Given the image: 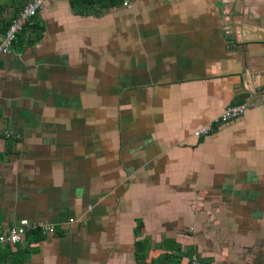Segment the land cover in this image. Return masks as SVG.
<instances>
[{
	"label": "crops",
	"instance_id": "1",
	"mask_svg": "<svg viewBox=\"0 0 264 264\" xmlns=\"http://www.w3.org/2000/svg\"><path fill=\"white\" fill-rule=\"evenodd\" d=\"M34 22L0 55V234L56 228L0 264H264V0H44Z\"/></svg>",
	"mask_w": 264,
	"mask_h": 264
},
{
	"label": "built area",
	"instance_id": "2",
	"mask_svg": "<svg viewBox=\"0 0 264 264\" xmlns=\"http://www.w3.org/2000/svg\"><path fill=\"white\" fill-rule=\"evenodd\" d=\"M44 0H27L25 5L12 17L5 35L0 40V55L7 54L11 51L12 42L22 29L31 22L32 18L40 11ZM250 102L248 100L238 102L226 107L223 113L215 119V123L225 122L229 119L243 115L246 112ZM212 130V125L202 126L197 129L194 134L197 136L206 135ZM74 218H69V222H73ZM39 227L42 233L52 234L55 230V225L44 222L36 224L30 223L27 219H21L17 224L8 228L5 233L0 234V245L17 244L22 241L26 232L30 229ZM191 264H201L197 255L191 256Z\"/></svg>",
	"mask_w": 264,
	"mask_h": 264
},
{
	"label": "trees",
	"instance_id": "3",
	"mask_svg": "<svg viewBox=\"0 0 264 264\" xmlns=\"http://www.w3.org/2000/svg\"><path fill=\"white\" fill-rule=\"evenodd\" d=\"M26 1L27 0H25L23 3H20V8H19V10L25 5V3H26ZM18 10V11H19ZM36 17V16H35ZM35 17H33L32 18V20H31V22L29 23V24H27L23 29H22V31H20L18 34H16V36H15V39H14V41L12 42V46L11 47H13L14 45H16V43H19V45H21L24 41H23V39H25V37L27 38V44H31L32 43V41H31V39L29 38V35H30V33H32V32H36V35L34 36V38H39V34H40V26L38 25V24H36L35 22H34V18ZM11 21V20H10ZM10 21L7 23L6 21V23H2V21L0 20V33H2V35H1V37H0V40L2 39V37L5 35V32H6V30H7V28H8V25H9V23H10ZM28 232H33V233H36V236H38L37 238H41V237H43V236H45V233H42L41 232V230H40V228L39 227H36V228H34V229H31V230H29V231H27L26 232V234L28 233ZM25 234V235H26ZM137 248L139 249L140 248V245L139 246H137ZM28 250V249H27ZM25 251L24 250H20V251H16L15 253V255L13 254V257H12V259H11V262H10V264H22L23 263V261L25 260L24 259V256H23V253H24ZM8 253H9V251H8ZM14 253V252H13ZM10 254H11V252H10ZM139 254V251H137V255ZM16 257V259L14 260V258ZM190 260H191V256H190ZM189 264H191V262L189 263Z\"/></svg>",
	"mask_w": 264,
	"mask_h": 264
},
{
	"label": "clouds",
	"instance_id": "4",
	"mask_svg": "<svg viewBox=\"0 0 264 264\" xmlns=\"http://www.w3.org/2000/svg\"><path fill=\"white\" fill-rule=\"evenodd\" d=\"M20 243V242H19ZM18 244V243H17ZM13 245H16V244H13Z\"/></svg>",
	"mask_w": 264,
	"mask_h": 264
}]
</instances>
